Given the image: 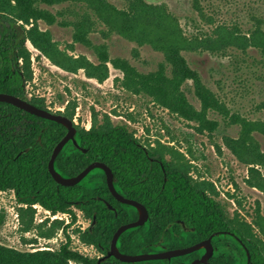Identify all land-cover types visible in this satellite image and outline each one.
Masks as SVG:
<instances>
[{"label":"trees","instance_id":"16d2710c","mask_svg":"<svg viewBox=\"0 0 264 264\" xmlns=\"http://www.w3.org/2000/svg\"><path fill=\"white\" fill-rule=\"evenodd\" d=\"M64 1L85 7L81 19L74 22V38L93 46L98 62L86 54L76 55L61 48L51 30L40 27L39 19L47 17L48 13L51 15L41 4L53 5ZM126 1L127 6L121 8L109 0H0V91L27 99L25 84L31 80L33 73L32 53L26 45L27 41L63 70L70 73L83 70L88 78L101 82L110 76L113 64L124 74L127 88L136 93L145 92L169 110L198 122L200 130L218 127V120L209 116L211 110H218L232 123L239 124V134L225 136V143L249 166V183L264 192V147L256 137L258 131L264 134V120L231 112L216 92L204 83L201 71L190 65L185 54L209 52L220 56L233 49L231 54H250L254 51L264 57V23L253 24L246 30L218 23L211 33L189 34L179 16L166 3ZM96 20L104 23L110 33L161 51L164 60L156 70L143 73L126 59L112 58L107 44L93 43L88 36ZM187 80H193L201 108L189 100L183 89ZM31 101L50 110L43 98L34 97ZM75 109V105L68 104L64 111L57 112L74 120ZM26 118L39 120L38 130H18L19 125L26 123L22 121ZM0 124L10 131L8 136L0 133V190H13L17 200L28 204V207L32 208L40 202L53 213L71 212L73 215L72 221L66 225H63L64 220L54 221L55 228H63L66 233V241L59 248L22 251L0 243V264H71V261L97 264L100 256H90L71 246L72 236L66 231L77 219L72 206L83 209L92 220L96 217L95 227L83 231L82 239L103 253L111 247L118 227L139 217L137 208L122 203L114 196L106 172L101 168L93 169L75 185L57 183L48 164L54 147L67 132L65 125L4 101H0ZM76 126V138L87 151L69 141L56 159L57 170L65 176H74L91 162L104 161L115 173L117 189L129 198L141 200L149 210L150 218L145 224L130 228L120 236L118 246L121 251L138 254L155 251L164 244L173 248L185 247L208 238L216 231L230 230L246 243L252 261L264 264V240L258 238L248 222L229 219L226 207L214 196L217 193L215 185L194 178L191 165L181 158L183 154L177 156L179 152L173 147H150L142 143L126 126L114 124L108 115L102 122L95 117L89 129ZM157 153L165 163L164 168L147 157ZM166 154H171L173 158L168 160ZM107 202L114 208H110ZM176 218L184 220L189 227L182 238L171 232L180 228ZM5 221L6 211L1 209L0 227ZM257 224L260 226L262 222L257 220ZM220 235L215 236L213 241L218 240ZM228 236L239 246L242 260L235 255L228 256L223 250L210 261L214 264H245L246 249L235 236ZM203 253L201 249L186 254L180 260L190 264L194 256ZM121 263L114 256L102 262ZM123 264L170 263L169 259H152Z\"/></svg>","mask_w":264,"mask_h":264},{"label":"rangeland","instance_id":"374dc122","mask_svg":"<svg viewBox=\"0 0 264 264\" xmlns=\"http://www.w3.org/2000/svg\"><path fill=\"white\" fill-rule=\"evenodd\" d=\"M118 7L127 6L126 0H109ZM164 2L177 14L189 34L211 33L218 23L237 26L246 30L259 22L264 23V0H148ZM48 13L39 19L43 29H50L61 48L73 54H86L94 62L99 58L93 46L76 40L75 24L83 15L84 6L64 1L59 4L42 3ZM47 14V13H46ZM49 18L51 21H49ZM88 34L93 43L108 45L112 58H123L141 72L156 70L164 60L161 51L150 45H139L116 33L96 20ZM196 34V33H195ZM32 53V78L26 83L28 95L43 98L51 111H64L68 104L76 106L74 123L89 129L95 117L102 122L110 116L116 125H124L142 143L160 148L173 147L183 161L191 165V174L199 182H212L217 190L214 195L226 207L231 218L252 225L254 233L264 240V192L252 186L248 179L249 166L242 162L225 143V136H237L240 125L232 123L218 110H211L209 116L218 120L214 130H200L198 122L189 120L169 110L151 95L136 93L124 84V74L111 64V74L104 80L88 78L83 70L70 73L40 54L27 41ZM230 55L209 52H186L190 65L201 71L204 83L234 114L251 119L264 120V57L258 52ZM189 100L201 108L193 80L183 84ZM264 147V134L256 132ZM162 145H161V144ZM164 146V147H163ZM171 160V154H166ZM264 172V169H263ZM5 209L6 221L0 227V243L22 251L56 249L66 241L63 228H55L54 221H72L65 213H53L44 206L28 207L17 200L13 190H0V210ZM77 219L67 228L72 236L71 246L90 256H102L103 252L82 239V233L92 223V218L73 207ZM19 214L17 219L16 214ZM57 216V217H56ZM257 220L262 222L260 226ZM53 234L52 237H47ZM217 252L238 256L241 250L232 237L220 235L216 240ZM229 243V249L224 245ZM72 264H80L72 261Z\"/></svg>","mask_w":264,"mask_h":264},{"label":"water","instance_id":"95a60500","mask_svg":"<svg viewBox=\"0 0 264 264\" xmlns=\"http://www.w3.org/2000/svg\"><path fill=\"white\" fill-rule=\"evenodd\" d=\"M0 101L12 103L16 105L17 107L22 108L34 115L43 117L45 119H50L52 121L59 122L67 127L66 134L61 138V140L54 147L51 158L49 160V164H48L49 171L52 174V176L55 178L58 184L67 185V186L75 185L81 182L93 169L101 168L106 172L107 182L114 196L122 203L131 204L137 207V209L139 210V217L137 220L127 222L118 227V229L116 230L113 236L111 247L107 250L106 254H104L98 259L97 264H102L104 260L112 256L116 257L121 262H136V261H144V260H152V259H166V258H170L173 256H179V255L191 253L193 251H196L202 248L206 249V253L202 257L195 259L192 262V264L208 263L209 259L214 254V245L212 243V239L215 235L219 233H225V234L229 233L235 236L239 240V242L242 244V246H244V248L246 249L248 264H254L252 262L251 252L248 246L246 245V243L243 241L241 237L236 235L235 232H232L229 230L216 231L204 240L196 242L190 246L181 247V248H174V249H169V250L159 251V252H143V253H138V254H129V253L121 251V249L118 246V241H119L120 236L126 230L133 228V227L141 226L146 223V221L150 217L147 207L139 200L134 199V198H129L123 195L117 189L115 185V173L113 169L104 161H101V160L93 161L90 164H88L81 172H79L77 175H74V176H65L59 170H57L55 166L56 159L59 153L64 148V146L69 141H72L77 147L82 148L84 151H87V148H83L80 146L76 138L77 126L75 125L74 120H72L70 117H68L67 115L63 113L54 112L49 109L35 105L29 100H26L18 95L11 94V93L0 92ZM107 204L110 208H114L113 205H111V203L107 202ZM95 225H96V217L92 221L90 227L93 228L95 227Z\"/></svg>","mask_w":264,"mask_h":264},{"label":"flooded vegetation","instance_id":"af4514ba","mask_svg":"<svg viewBox=\"0 0 264 264\" xmlns=\"http://www.w3.org/2000/svg\"><path fill=\"white\" fill-rule=\"evenodd\" d=\"M27 82H30V80H27L26 81V83ZM25 88H26V84H25ZM1 92V91H0ZM4 93H8V92H4ZM11 94H13V93H11ZM26 94H27V99L26 98H24V99H26V100H29L30 102H32L31 100L34 98V97H36V98H40V97H37V96H29L28 95V92H27V89H26ZM16 95V94H15ZM21 97V96H20ZM23 98V97H22ZM33 103V102H32ZM34 104V103H33ZM35 105H37V104H35ZM38 106H40V105H38ZM40 107H42V106H40ZM44 108V107H43ZM45 119V118H44ZM22 121L24 122V121H26V123H24V124H21V125H19L18 127H17V129L18 130H20V129H24L26 132H28V128L29 129H37L38 130V124H40V121L39 120H36V119H33V118H26V119H22ZM38 123V124H37ZM1 126V128H0V133H2V134H5L6 136H8V134H9V132L10 131H8V129H6L5 127H4V125L3 124H0ZM45 130V129H44ZM148 159L150 160V161H152V162H157V163H159L163 168L165 167V163L163 162V160L160 158V156H159V153H157V155H151V154H148ZM164 171H165V169H164ZM134 199H136V198H134ZM138 200V199H137ZM140 202H142L141 200H139ZM145 206H146V204L144 203V202H142ZM23 204H25V205H27L28 206V204H26V203H23ZM34 205H41V206H43L40 202H36ZM73 207H76V208H78L77 206H72V209H73ZM147 207V206H146ZM137 208V207H136ZM78 209H80L82 212H83V214L84 215H86L85 214V212H84V210L83 209H81V208H78ZM148 209V208H147ZM138 210V209H137ZM149 211V210H148ZM138 212H139V210H138ZM63 213H69L71 216H72V219H73V215H72V213L71 212H63ZM75 214H76V212H75ZM149 215H150V213H149ZM227 215H228V217H229V219H233V218H231L230 216H229V214H228V212H227ZM76 216H77V214H76ZM150 218V217H149ZM138 219V218H137ZM136 219V220H137ZM149 220V219H148ZM147 220V221H148ZM93 221V220H92ZM134 221V220H133ZM146 221V222H147ZM175 221L180 225V228L177 230V231H175L174 229H172L171 230V232L172 233H177V235L179 236V237H181L182 238V236L184 235V232L189 228L188 226H187V224L185 223V221L184 220H182L181 218H176L175 219ZM91 226V225H90ZM230 231V230H229ZM219 234H225V233H219ZM219 234H217V235H219ZM229 233H227V235H228ZM217 235H215V236H217ZM229 235H232V234H229ZM214 236V237H215ZM233 236V235H232ZM213 237V238H214ZM212 243H213V245H214V254L212 255V257L209 259V262L208 263H202V264H214V263H212L210 260L215 256V254L216 253H218L217 252V246L215 245V243H214V241H213V239H212ZM230 244L229 243H226L225 244V247H227L228 249H229V246ZM186 247V246H185ZM176 248H181V247H176ZM169 249H174L173 247H168L167 245H162L161 246V248H158L157 250H155V251H150V252H159V251H165V250H169ZM203 250H204V253L201 255V256H194V258H192L191 259V262H190V264H192V262L195 260V259H197V258H200V257H202L205 253H206V249L205 248H202ZM199 250H201V249H199ZM230 250V249H229ZM198 250H196V251H193V252H197ZM193 252H191V253H193ZM107 253V251L105 252V253H103V255L104 254H106ZM187 254H190V253H187ZM102 255V256H103ZM185 255L186 254H183V255H179V256H173V257H170V258H166V259H169V263L170 264H184V260L183 259H181L180 260V258L181 257H185ZM228 256H232V253L231 252H229V255ZM101 257V256H100ZM99 257V258H100ZM110 258V257H109ZM174 258V259H173ZM175 258H177L178 259V262H176V260L177 259H175ZM253 262V261H252ZM124 262H122L121 264H123ZM254 263V262H253ZM245 264H248V262L246 261V263ZM255 264V263H254Z\"/></svg>","mask_w":264,"mask_h":264},{"label":"built area","instance_id":"2783aa9c","mask_svg":"<svg viewBox=\"0 0 264 264\" xmlns=\"http://www.w3.org/2000/svg\"><path fill=\"white\" fill-rule=\"evenodd\" d=\"M34 206L36 207V205H34ZM16 216H17V219H19V214L18 213L16 214ZM68 216H70L72 218V216L69 213H65V217H68ZM71 264H72V261H71Z\"/></svg>","mask_w":264,"mask_h":264}]
</instances>
